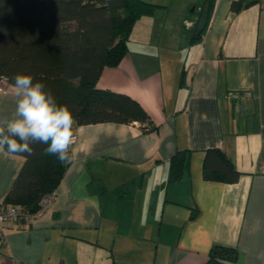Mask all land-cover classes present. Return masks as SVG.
<instances>
[{"label":"crops","instance_id":"crops-1","mask_svg":"<svg viewBox=\"0 0 264 264\" xmlns=\"http://www.w3.org/2000/svg\"><path fill=\"white\" fill-rule=\"evenodd\" d=\"M142 1L157 8L96 88L131 98L155 129L74 124L50 208L5 226L0 264H209L215 246L237 252L222 264H264V6L235 13L238 0H204L199 20L184 15L174 36L173 0ZM15 106L13 86L0 93V119ZM184 150L187 164L169 181ZM209 150L229 160L236 181L203 178ZM23 164L0 153V203Z\"/></svg>","mask_w":264,"mask_h":264},{"label":"trees","instance_id":"trees-1","mask_svg":"<svg viewBox=\"0 0 264 264\" xmlns=\"http://www.w3.org/2000/svg\"><path fill=\"white\" fill-rule=\"evenodd\" d=\"M259 1L238 0L231 9L238 13ZM156 8L142 0H0V78L14 86L18 73L32 75L57 104L69 107L76 125L136 122L143 132L152 131L155 127L139 104L97 89L96 82L103 68L117 66L127 53L135 23ZM33 147V155L18 154L24 164L3 201L29 212L36 211L43 196L53 194L69 163L46 154V145ZM187 161L188 151L176 153L169 181L180 178ZM203 178L227 183L236 181L238 173L221 152L209 150ZM236 255L233 248L215 246L208 263H233Z\"/></svg>","mask_w":264,"mask_h":264},{"label":"clouds","instance_id":"clouds-1","mask_svg":"<svg viewBox=\"0 0 264 264\" xmlns=\"http://www.w3.org/2000/svg\"><path fill=\"white\" fill-rule=\"evenodd\" d=\"M15 111L11 119H0V153L34 154L33 145H46L44 152L61 162L69 159L76 123L67 105L57 104L46 85L30 74L14 77Z\"/></svg>","mask_w":264,"mask_h":264},{"label":"built area","instance_id":"built-area-1","mask_svg":"<svg viewBox=\"0 0 264 264\" xmlns=\"http://www.w3.org/2000/svg\"><path fill=\"white\" fill-rule=\"evenodd\" d=\"M258 4L264 6V0H260ZM12 88L13 85H11L6 78H0V93L11 91ZM240 97L241 96L239 93H234L231 95V98L233 99H239ZM73 142L74 137L71 145ZM70 146L68 149V154L70 152ZM52 200L53 194L43 196L38 203L35 212H29V210L19 205H6L3 204V202L0 203V246H4L7 243L5 236V226H21L30 224L32 221L40 218L45 212H47L51 206Z\"/></svg>","mask_w":264,"mask_h":264},{"label":"rangeland","instance_id":"rangeland-1","mask_svg":"<svg viewBox=\"0 0 264 264\" xmlns=\"http://www.w3.org/2000/svg\"><path fill=\"white\" fill-rule=\"evenodd\" d=\"M203 1L204 0H173V4H172L173 7L170 16L172 17L173 20V25L171 28L173 29L172 34L174 36L177 33L176 23L181 21L180 19H183L184 15L185 18L190 20V22L196 23L199 20L198 16L202 14V12L198 6H201L203 4Z\"/></svg>","mask_w":264,"mask_h":264}]
</instances>
